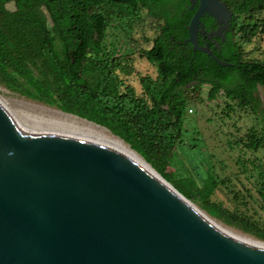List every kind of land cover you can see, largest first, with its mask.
Returning a JSON list of instances; mask_svg holds the SVG:
<instances>
[{"label":"trees","instance_id":"trees-1","mask_svg":"<svg viewBox=\"0 0 264 264\" xmlns=\"http://www.w3.org/2000/svg\"><path fill=\"white\" fill-rule=\"evenodd\" d=\"M220 1L231 12L229 26L219 51L205 44L232 64L225 66L184 42L196 8L189 0H0V82L28 99L104 127L176 188L165 172L186 133L183 114L191 112L186 90L207 85V101L222 96L225 109L233 104L256 113L259 88L264 102V61L244 58L242 48L264 32V17H257L264 13V0ZM144 16L153 20L155 32L147 39L149 46L139 51L154 66L155 77H138V95L119 75L131 72L121 60L124 48L106 38L108 29L115 30L114 39L117 32L129 38ZM200 23L205 32L216 27L208 15L200 17ZM201 37L206 38L196 34L199 46L205 41ZM215 39L221 41L209 40ZM242 145L256 150L263 146V135L249 129ZM258 175L264 207V177ZM218 183L212 168H205L198 206L264 241V227L210 199Z\"/></svg>","mask_w":264,"mask_h":264},{"label":"water","instance_id":"water-1","mask_svg":"<svg viewBox=\"0 0 264 264\" xmlns=\"http://www.w3.org/2000/svg\"><path fill=\"white\" fill-rule=\"evenodd\" d=\"M189 1L184 42L232 65L196 39H222L231 12ZM105 130L0 100V264H264V242L197 209Z\"/></svg>","mask_w":264,"mask_h":264},{"label":"rangeland","instance_id":"rangeland-1","mask_svg":"<svg viewBox=\"0 0 264 264\" xmlns=\"http://www.w3.org/2000/svg\"><path fill=\"white\" fill-rule=\"evenodd\" d=\"M6 6L8 9L11 8L10 4ZM41 13L44 17V13ZM257 17H264V13L257 14ZM154 27L153 20L144 16L140 23L134 26V31L127 39L121 37L119 32L116 33L118 38L114 39L115 30H107V41L114 45L121 43L124 48L120 51L121 60L126 61L131 67L130 73L119 75L123 78V82L131 86L138 95L140 94L138 77L144 75L155 77L154 66L141 57L139 51V48L149 46L150 42H147V39L154 35ZM242 48L244 58L264 61V32H257ZM207 89V85H200L197 90H186L184 93L188 99V107L191 109V112L187 111L183 114V126L186 133L165 172L177 189L168 182L180 193L190 194L193 198L190 201L205 213L198 206L204 196L200 184L205 176V168H212L219 183L210 199L235 213V216H245L249 223L263 228L264 207L258 194L259 186L263 183V180L259 178V172L261 177H264L262 91L259 88L256 91L259 104L257 112L252 113L248 108L240 109L233 104L231 109H225V99L222 96H218L213 101H207L205 98ZM0 100L39 109L42 107L56 109L28 99L7 88L2 82H0ZM249 129H254L257 136L263 135V146L256 150L242 145L245 141V133ZM176 173L179 175L177 176ZM215 220L221 222L218 219ZM227 226L256 238L238 227Z\"/></svg>","mask_w":264,"mask_h":264},{"label":"bare ground","instance_id":"bare-ground-1","mask_svg":"<svg viewBox=\"0 0 264 264\" xmlns=\"http://www.w3.org/2000/svg\"><path fill=\"white\" fill-rule=\"evenodd\" d=\"M42 107V106H41ZM39 109V108H38ZM42 110H45V111H49V112H52V113H55V114H59V115H62V116H66V117H69V118H73V119H76V120H79V121H81V122H84V123H87V124H89V125H92V126H95V127H97V128H100V129H103V130H105L104 128H102V127H100V126H96V125H94L93 123H90V122H87V121H85V120H83V119H79V118H77V117H75V116H73V115H70V114H65V113H62V112H60V111H58V110H56V109H53V108H48V107H42ZM106 131V130H105ZM108 132V131H107ZM139 156V155H138ZM140 157V156H139ZM141 158V157H140ZM142 159V158H141ZM143 160V159H142ZM144 161V160H143ZM192 205H194L193 203H191ZM195 206V205H194ZM196 207V206H195ZM197 208V207H196ZM197 209H199V208H197ZM200 210V209H199ZM201 211V210H200ZM203 212V211H202ZM249 236V235H248ZM256 239V238H255ZM258 240V239H257ZM261 241V240H260ZM262 242H264V241H262Z\"/></svg>","mask_w":264,"mask_h":264},{"label":"flooded vegetation","instance_id":"flooded-vegetation-1","mask_svg":"<svg viewBox=\"0 0 264 264\" xmlns=\"http://www.w3.org/2000/svg\"><path fill=\"white\" fill-rule=\"evenodd\" d=\"M214 25H215V23H214ZM214 28H215V26H214ZM202 39H204L205 41H204V44L205 43H207V41L209 42V43H211V45L213 46V47H216V50H220V43L224 40L223 38L221 39V41H217L216 39H215V41L214 42H211L209 39H206V38H203V37H201ZM217 45V46H216ZM258 90V89H257Z\"/></svg>","mask_w":264,"mask_h":264}]
</instances>
